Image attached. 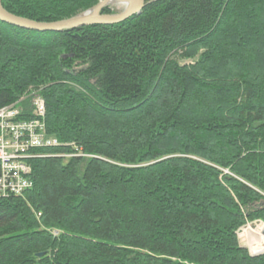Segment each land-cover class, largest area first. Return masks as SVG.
<instances>
[{"label":"trees","instance_id":"16d2710c","mask_svg":"<svg viewBox=\"0 0 264 264\" xmlns=\"http://www.w3.org/2000/svg\"><path fill=\"white\" fill-rule=\"evenodd\" d=\"M99 1L1 7L55 22ZM35 90L59 146L0 198V264H264L237 236L264 224V0H145L62 32L0 22V108Z\"/></svg>","mask_w":264,"mask_h":264},{"label":"built area","instance_id":"2783aa9c","mask_svg":"<svg viewBox=\"0 0 264 264\" xmlns=\"http://www.w3.org/2000/svg\"><path fill=\"white\" fill-rule=\"evenodd\" d=\"M14 104L0 108V198L20 196L29 190L32 187L29 160L38 150L59 146L56 139L46 135L41 97L34 101V110L27 118H20L23 109ZM72 151L76 152L73 156L88 157L78 148ZM259 248V253H264V235L259 238Z\"/></svg>","mask_w":264,"mask_h":264},{"label":"water","instance_id":"95a60500","mask_svg":"<svg viewBox=\"0 0 264 264\" xmlns=\"http://www.w3.org/2000/svg\"><path fill=\"white\" fill-rule=\"evenodd\" d=\"M1 1L2 0H0V22L14 26L16 28L35 32H62L65 30H72L90 25L118 24L134 15L140 14L145 3V0H121L123 1V11L121 13L115 15H104L103 10L113 3L114 0H101L92 8L71 18L55 22H36L7 13L2 9ZM90 11L93 13L91 14ZM255 223L264 227V224L260 221ZM240 232L241 229L237 231V235ZM249 254L253 257L263 253ZM37 256L39 257L40 255Z\"/></svg>","mask_w":264,"mask_h":264},{"label":"rangeland","instance_id":"374dc122","mask_svg":"<svg viewBox=\"0 0 264 264\" xmlns=\"http://www.w3.org/2000/svg\"><path fill=\"white\" fill-rule=\"evenodd\" d=\"M107 8H109L110 13L109 14L103 13L104 15H115V14H119L123 11L122 5L121 6L120 5L119 6L118 5H112V6L109 5ZM199 52H200V50H199ZM188 62H191V61L186 60L185 62H182V63H188ZM38 92H39V90L38 91L37 90L32 91V95L34 94L35 96L33 95L30 98L29 103H27V106H25V104H24V100L26 99L25 97H22L21 99H19L16 102V104H14V105L16 107L20 106L23 109L24 113H28V112L30 113L31 110H34V108H33L34 107V105H33L34 101H36L39 97V96H36V95H38ZM242 227L240 228L241 232L237 235L240 246H242L243 248H246L249 253H252V254L259 253V251L256 249V247H258L257 242H259L258 241L259 238L264 235V233L262 232L263 229H259L260 225H257L255 222L254 223H247ZM244 229H246V230H244ZM255 243H257V244H255Z\"/></svg>","mask_w":264,"mask_h":264},{"label":"bare ground","instance_id":"6f19581e","mask_svg":"<svg viewBox=\"0 0 264 264\" xmlns=\"http://www.w3.org/2000/svg\"><path fill=\"white\" fill-rule=\"evenodd\" d=\"M110 5H111V6H112V5H118V6L120 5V6H121V5H123V1H121V0H114V2L111 3ZM90 13L92 14L93 12L90 11ZM246 229H247V228H246ZM246 229H244V230H246ZM259 229H263V230H264V227H263V226H260ZM258 241H259V240H258ZM257 243H258V242H257ZM257 243H255V244H257ZM256 249L260 251V248L258 249V247H256ZM256 252H257V251H256Z\"/></svg>","mask_w":264,"mask_h":264}]
</instances>
